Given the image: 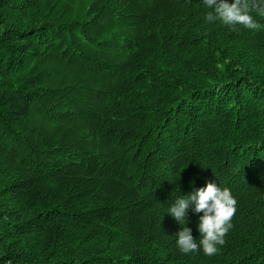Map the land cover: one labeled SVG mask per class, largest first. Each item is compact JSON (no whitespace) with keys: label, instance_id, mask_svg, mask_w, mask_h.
I'll return each instance as SVG.
<instances>
[{"label":"trees","instance_id":"obj_1","mask_svg":"<svg viewBox=\"0 0 264 264\" xmlns=\"http://www.w3.org/2000/svg\"><path fill=\"white\" fill-rule=\"evenodd\" d=\"M208 11L0 0V264H264V18L234 31ZM59 59L82 67L60 73ZM206 181L241 212L214 256L185 255L165 211Z\"/></svg>","mask_w":264,"mask_h":264},{"label":"clouds","instance_id":"obj_2","mask_svg":"<svg viewBox=\"0 0 264 264\" xmlns=\"http://www.w3.org/2000/svg\"><path fill=\"white\" fill-rule=\"evenodd\" d=\"M203 3L209 9L204 17L209 23L218 21L234 31L238 30L236 26L251 31L261 30L256 17L264 18V0H203ZM189 183L194 184L195 181L190 180ZM171 196L165 212L181 226L175 233V245L179 252L185 255L202 252L205 256H214L218 247L224 245V237L232 227L236 200L231 191L221 188L219 183L206 181L187 194L173 192ZM190 207L198 217V241L187 226Z\"/></svg>","mask_w":264,"mask_h":264},{"label":"rangeland","instance_id":"obj_3","mask_svg":"<svg viewBox=\"0 0 264 264\" xmlns=\"http://www.w3.org/2000/svg\"><path fill=\"white\" fill-rule=\"evenodd\" d=\"M93 28V27H92ZM90 26H86V27H84V29L82 30V33H83V36H89L91 33H93L94 32V30L92 29ZM113 37H112V34H107L106 36H105V38L104 39H101V41L102 40H110V39H112ZM75 42H76V46H77V42H78V39H76L75 40ZM120 42H124V39H121L120 40ZM85 44H89V45H92L93 47H96V46H98V43H92V42H90V41H87V40H83V45H82V47H85L86 45ZM82 50H83V48H82ZM79 57V56H78ZM60 60V64H59V69H58V71L60 72V73H65V72H74V71H80V68L82 67V66H80L79 65V63H72V62H68L67 60H65V59H59ZM67 63L68 64H75L74 66H70V65H67ZM84 74V73H83ZM148 78V80L149 81H156L158 78H159V75L157 74V73H155V72H150V75L147 77ZM98 84H100V85H103V86H111V84H110V82H108L107 81V79L106 78H104V77H98V82H97ZM111 88V87H110ZM110 88H106V89H104L102 92H105L106 94H108L109 93V89ZM135 93H133V95H134ZM97 98V95L94 97V99H96ZM93 99V100H94ZM100 109H102V108H100ZM131 109H134V106L131 108ZM222 132V134H223V132H225V129H224V131H221ZM212 137H213V135H212ZM228 135H227V133H224V136H223V138H222V143H220V142H217V144H214V143H208L207 142V140L208 139H212V138H207L206 139V141L204 142V144H203V146H202V148H204V150H205V160H208V159H211L212 158V155H217V154H219V151L218 150H214V148H217V149H219V148H224L225 149V143H226V141L228 140ZM215 141H217V140H215ZM201 153V155H202V153L203 152H200ZM233 196H234V198H235V200L237 201V202H240V201H238L237 199H236V196L233 194ZM262 197H263V199H264V189H263V193H262ZM240 206V204L238 205V203H236V211H235V214L233 215V217H232V220H233V218L235 217V219H236V217H237V213H239V212H241V207H239ZM230 234H228V232H227V234L225 235V237L224 238H227L228 236H229ZM239 241V240H238Z\"/></svg>","mask_w":264,"mask_h":264}]
</instances>
